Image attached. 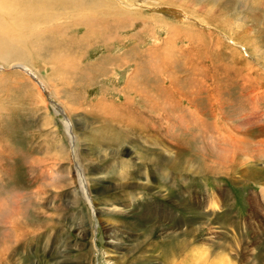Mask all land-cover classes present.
<instances>
[{
  "label": "rangeland",
  "instance_id": "1",
  "mask_svg": "<svg viewBox=\"0 0 264 264\" xmlns=\"http://www.w3.org/2000/svg\"><path fill=\"white\" fill-rule=\"evenodd\" d=\"M24 12L31 58L0 59V264H193L199 247L194 264H264V0Z\"/></svg>",
  "mask_w": 264,
  "mask_h": 264
},
{
  "label": "bare ground",
  "instance_id": "2",
  "mask_svg": "<svg viewBox=\"0 0 264 264\" xmlns=\"http://www.w3.org/2000/svg\"><path fill=\"white\" fill-rule=\"evenodd\" d=\"M35 4H36V0H0V59H3L5 62H8V64L9 63H11V62H13V61H16V60H19V61H24V60H22V59H27V61L31 58V56H32V52H31V50H30V48L28 47V45L27 44H24V43H22L20 40H19V38H18V35H20V34H22V33H25L26 32V29H27V26H26V24L29 22V18H28V15H27V13L26 12H24V8H32V7H34L35 6ZM135 12V11H134ZM137 12V11H136ZM135 12V13H136ZM139 12V11H138ZM134 13V14H135ZM7 14H9L10 15V17L12 18L11 20L8 18V16H7ZM137 14V13H136ZM187 31H191L190 29H187ZM220 46V45H219ZM70 50V49H69ZM231 50V52H234L233 53V55L236 53V54H238L239 55V57L241 56V57H243L242 56V54L241 53H239L238 51H236L235 49H230ZM72 52V51H71ZM229 52V51H228ZM64 54L62 55V59H63V61L65 62V60H67L68 58H70V57H68L69 56V54H68V52H63ZM71 54V53H70ZM72 54L74 55L75 53L74 52H72ZM71 54V55H72ZM235 54V55H236ZM10 55H16V56H19L20 58L19 59H16V60H10L9 59V56ZM78 55V54H77ZM29 57V58H26V57ZM74 56H76V54L74 55ZM72 58H73V56H72ZM79 59V58H78ZM241 59V58H240ZM3 60H1V61H3ZM125 60H126V58H125ZM243 60V59H242ZM76 61H77V59H76ZM79 61H81V59L79 60ZM26 62V61H25ZM67 62V61H66ZM65 62V63H66ZM72 63H73V61H72ZM80 63V62H79ZM64 64V63H63ZM68 65H72V64H69V63H67ZM249 65V68L251 67V68H253V66H252V64L251 63H249L248 64ZM24 68H26V69H28V70H30V67H28V66H26L25 64L24 65H22ZM73 66V65H72ZM75 66L76 65H74V68H75ZM78 66V65H77ZM1 67V66H0ZM88 67H90V65L88 66ZM91 67H93V66H91ZM71 68V67H70ZM73 68V67H72ZM86 68V67H85ZM92 69V68H91ZM71 70V69H70ZM85 70V69H84ZM89 70H90V68H89ZM136 70H137V68H136ZM79 71V70H78ZM138 71V70H137ZM89 71H87L86 73H88ZM97 72V71H96ZM99 72V71H98ZM138 73V72H137ZM152 73V72H151ZM259 73V75L262 77V78H264V75H263V73L261 72V71H259L258 72ZM131 74V73H130ZM136 74V73H135ZM153 74V73H152ZM152 74H150V75H152ZM78 75H79V73H78ZM90 75V74H89ZM88 74H86V76H87V78H88V76H89ZM94 75V74H93ZM142 75V74H141ZM149 75V76H150ZM96 76V75H95ZM94 76V77H95ZM97 76H99V75H97ZM135 76V75H134ZM139 76V74L137 75V77ZM148 76V77H149ZM84 77H85V74H84ZM83 77V78H84ZM131 77V76H130ZM80 78H82V77H80ZM82 78V79H83ZM85 79H86V77H85ZM132 79H133V76H132ZM146 79H147V76H146ZM155 79V78H154ZM154 79H152V80H154ZM130 80V79H129ZM136 80H138V81H136V83L137 82H139V84H140V80L139 79H136ZM84 81V80H83ZM86 81H87V79H86ZM149 81V80H148ZM79 82V81H78ZM77 82V83H78ZM80 82H81V79H80ZM134 82V81H133ZM147 82V81H146ZM76 83V84H77ZM128 83H130V82H128ZM132 83V82H131ZM143 83V82H142ZM148 83H150V81L148 82ZM155 83V82H154ZM82 84V83H81ZM144 84H146V83H144ZM153 84V83H152ZM151 84V85H152ZM85 85V84H84ZM126 85H127V83H126ZM134 85H136V84H133V86ZM147 85V84H146ZM81 86V85H80ZM125 86V85H124ZM138 86V85H137ZM150 86V85H149ZM82 87V86H81ZM126 87H129L128 85L126 86ZM135 88V87H134ZM140 88H142V87H140ZM147 88L148 87H146V88H142L143 89V91H147ZM146 89V90H145ZM123 90V89H122ZM127 90V89H126ZM119 91V90H118ZM130 91V90H129ZM155 91V90H154ZM122 92V91H121ZM132 92H133V89H132ZM138 92V91H137ZM142 92V91H141ZM145 92H143L144 94H145ZM149 92V91H148ZM153 92V91H152ZM124 93V92H123ZM127 93H129V92H127ZM136 93V92H135ZM119 94V93H118ZM150 94V93H149ZM151 95V94H150ZM149 95V96H150ZM127 96H130V95H127ZM104 97V96H103ZM151 97V96H150ZM42 98V97H41ZM118 98V97H117ZM132 98H134V97H132ZM132 98H130V99H132ZM149 98V97H148ZM100 99V98H99ZM112 99V98H111ZM114 99V98H113ZM146 99V98H145ZM156 99V98H155ZM165 99V98H164ZM106 100H107V98H106ZM105 100V101H106ZM117 100V99H116ZM133 100V99H132ZM153 100H154V97H153ZM166 100V99H165ZM109 101H111V100H109ZM113 101V103H115L116 104V102H114V100H112ZM127 101H129V100H127ZM127 101H125V103L127 102ZM148 101V100H147ZM149 101H150V99H149ZM154 101H156V100H154ZM160 101V100H159ZM167 101V100H166ZM101 102V103H100ZM119 102V101H118ZM118 102H117V104H118ZM153 102V101H152ZM161 102V101H160ZM103 102L102 101H99V105L100 104H102ZM133 103V102H132ZM155 103V102H154ZM104 104H105V106H106V103L104 102ZM140 104V103H139ZM145 104V103H144ZM156 104V103H155ZM163 104V103H162ZM121 105V104H120ZM154 105V104H153ZM159 105V104H158ZM254 105V104H253ZM102 106V105H101ZM104 106V105H103ZM124 106V105H123ZM150 106V105H149ZM155 106V105H154ZM107 107V106H106ZM106 107H104L105 109H106ZM116 107V106H115ZM122 107V106H121ZM145 107H146V105H145ZM102 108V107H101ZM118 108V107H117ZM117 108H115L116 110H117ZM120 108V107H119ZM119 108H118V110H119ZM138 108V107H137ZM143 108V107H142ZM147 108V107H146ZM109 109V108H108ZM114 109V108H113ZM113 109H111V107H110V110H113ZM115 109H114V111H115ZM122 109V108H121ZM123 109H126L125 107L123 108ZM149 109V108H148ZM152 109H154L153 107H152ZM110 110H108V111H110ZM121 111H123V110H121ZM149 111V110H148ZM153 111V110H152ZM56 112L57 113H63V112H65L64 111V108L60 105H57L56 106ZM102 112H103V110H102ZM105 112H107V111H105ZM120 112V111H119ZM110 113V112H109ZM108 113V114H109ZM116 113V112H115ZM114 113V114H115ZM121 113V112H120ZM120 113H118L119 115H120ZM124 113V112H123ZM122 113V114H123ZM165 113H166V111H165ZM103 114H104V112H103ZM107 114V113H106ZM114 114H112V117L114 116ZM121 114V115H122ZM116 115V114H115ZM118 115V116H119ZM155 115V112H153V116ZM109 117H111L110 115H108ZM123 116V115H122ZM156 116V115H155ZM167 117V116H166ZM116 118V117H115ZM120 118V120H122L121 119V117H119ZM123 118V117H122ZM109 119V118H108ZM114 119V118H113ZM127 119V118H126ZM117 120V118L115 119V121ZM119 120V119H118ZM114 121V120H113ZM162 121V120H161ZM119 122V121H118ZM121 122V121H120ZM119 122V123H120ZM126 122V121H125ZM118 123V124H119ZM152 123V122H151ZM66 126H67V128H68V130H69V132H71L70 130L72 129V123H71V121H70V124H68V122H66ZM162 125H163V123H162ZM102 127V126H101ZM120 127V126H119ZM224 127V126H223ZM228 127V126H227ZM102 128H104V127H102ZM101 128V129H102ZM229 128V127H228ZM108 129H109V127H108ZM222 129V128H221ZM227 129V128H226ZM121 130V129H120ZM102 131V130H101ZM113 131V130H112ZM119 131V130H118ZM222 131L225 133V135H227V136H229L228 138H230L229 140L228 139H226L227 141H230V142H233L234 144H236V143H238V142H240V141H242L243 139H242V137L240 138V136H239V134H237V135H235V134H233L232 132H229V131H226V130H224V129H222ZM231 131V130H230ZM105 132V134L107 133L106 131H104ZM117 132V131H116ZM223 132H221V133H223ZM73 133V132H72ZM71 133V134H72ZM114 134V133H113ZM109 135V134H108ZM222 135V134H221ZM227 138V137H226ZM73 141V140H72ZM244 141V140H243ZM260 149H257L256 150V152H258ZM255 152V153H256ZM224 153V152H223ZM218 154V153H217ZM221 154V153H220ZM219 154V155H220ZM256 154H259V155H261V151L260 152H258V153H256ZM218 156V155H217ZM249 156H250V154H249ZM230 157V156H229ZM229 157H227V160H229L228 158ZM263 157H264V154H263ZM174 158V157H173ZM224 158H225V155H224ZM240 158V157H239ZM232 159H233V157H232ZM238 159V158H237ZM242 159V158H241ZM226 160V161H227ZM231 160V159H230ZM234 160V159H233ZM232 160V161H233ZM225 161V162H226ZM249 162V161H248ZM220 165H221V167L225 164V163H219ZM240 164V161L237 163V165H239ZM219 165V166H220ZM241 166V165H240ZM193 167V166H192ZM244 171H245V173L249 176V174H250V172H249V170H248V168H244ZM264 174V173H263ZM80 175V178H81V184H82V188H83V190H84V192L85 193H88V197H89V201L90 202H92V197L90 196V193H89V190H90V192H91V189H90V186H89V183H87L88 181L90 182V180H88V178H87V176L84 178V175H83V173H80L79 174ZM146 175V174H145ZM149 178V177H148ZM260 183V182H259ZM261 183L262 184H264V182H262L261 181ZM132 187H134V186H132ZM263 194H264V187H263ZM262 194V193H261ZM223 195V194H222ZM136 196H138V195H135L134 197H136ZM131 197V196H130ZM219 199V198H218ZM250 199V198H249ZM94 203H95V200H94ZM92 204V203H91ZM255 204H257L256 202H255ZM114 206V205H113ZM214 206H216V204L214 205ZM260 206V205H259ZM97 207V206H96ZM110 208V207H109ZM107 208L110 212H114V213H116V212H119V211H121V212H124L125 210H123V208L124 207H122V206H117V205H115V207L114 208ZM97 210L99 211H102V209H100V208H96V212H97ZM113 230V229H112ZM185 234H188V232L186 231L185 232ZM184 237V236H183ZM190 243H192V242H190ZM193 244V243H192ZM178 247V246H177ZM176 247V248H177ZM196 248V247H195ZM204 247H199V250H193L192 249V255H195L196 256V258H197V256H201V255H203V253H204ZM183 252V251H182ZM194 252V253H193ZM1 253V252H0ZM4 253V252H3ZM178 254H180L179 253V251H175L174 249H173V251H172V255L174 256V258H176V256H178ZM199 256V257H200ZM2 257H3V254H2ZM190 257V256H189ZM174 258H173V260H174ZM196 258L194 259H192V257H191V259H192V261H193V264H194V262H197L198 261V259L196 260ZM5 259V258H4ZM177 259V258H176ZM179 259V258H178ZM190 259V260H191ZM6 260V259H5ZM175 261V260H174ZM192 261H191V263H192ZM227 261V260H226ZM173 262V261H172ZM184 262V261H183Z\"/></svg>",
  "mask_w": 264,
  "mask_h": 264
},
{
  "label": "water",
  "instance_id": "3",
  "mask_svg": "<svg viewBox=\"0 0 264 264\" xmlns=\"http://www.w3.org/2000/svg\"><path fill=\"white\" fill-rule=\"evenodd\" d=\"M62 115L66 116L64 113H62Z\"/></svg>",
  "mask_w": 264,
  "mask_h": 264
}]
</instances>
